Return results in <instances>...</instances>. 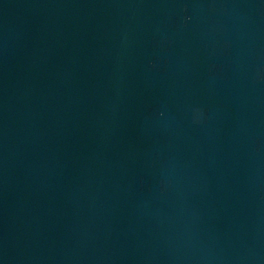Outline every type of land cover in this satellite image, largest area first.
<instances>
[{
    "label": "water",
    "instance_id": "1",
    "mask_svg": "<svg viewBox=\"0 0 264 264\" xmlns=\"http://www.w3.org/2000/svg\"><path fill=\"white\" fill-rule=\"evenodd\" d=\"M0 264H264V0H0Z\"/></svg>",
    "mask_w": 264,
    "mask_h": 264
}]
</instances>
